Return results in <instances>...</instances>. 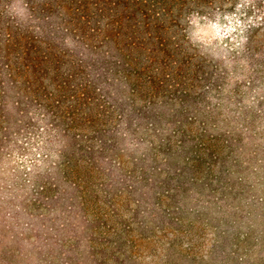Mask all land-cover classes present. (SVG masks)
<instances>
[{
  "label": "rangeland",
  "instance_id": "1",
  "mask_svg": "<svg viewBox=\"0 0 264 264\" xmlns=\"http://www.w3.org/2000/svg\"><path fill=\"white\" fill-rule=\"evenodd\" d=\"M242 2L236 15L192 25L191 41L210 58L226 54L227 34L239 39L236 23L249 21ZM245 83L239 92L234 77L218 89L182 83L141 100L132 123L97 133L83 151L97 171L83 174L84 193L60 171L68 137L40 109L9 102L0 264H264V108Z\"/></svg>",
  "mask_w": 264,
  "mask_h": 264
},
{
  "label": "trees",
  "instance_id": "2",
  "mask_svg": "<svg viewBox=\"0 0 264 264\" xmlns=\"http://www.w3.org/2000/svg\"><path fill=\"white\" fill-rule=\"evenodd\" d=\"M243 5L242 0H0V115L12 102L23 112L36 107L48 116L69 139L60 171L84 193L83 174L97 171L93 161L84 163L83 151L92 148L97 133L132 123L141 102L164 86L208 81L218 89L219 79L234 77L235 91L246 81L264 108V0H247L242 15L249 21L236 23L240 34L234 45L227 34L231 45L225 55L210 58L190 38L197 20L225 19ZM260 111L247 110L248 122L254 124ZM134 131L149 134L144 124Z\"/></svg>",
  "mask_w": 264,
  "mask_h": 264
}]
</instances>
